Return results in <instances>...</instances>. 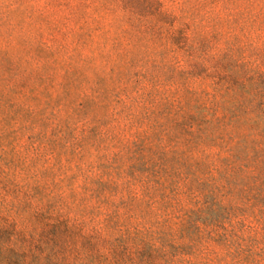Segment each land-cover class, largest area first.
<instances>
[{
  "label": "rangeland",
  "instance_id": "1",
  "mask_svg": "<svg viewBox=\"0 0 264 264\" xmlns=\"http://www.w3.org/2000/svg\"><path fill=\"white\" fill-rule=\"evenodd\" d=\"M0 264H264V0H0Z\"/></svg>",
  "mask_w": 264,
  "mask_h": 264
}]
</instances>
